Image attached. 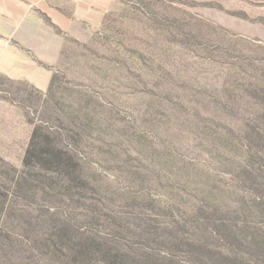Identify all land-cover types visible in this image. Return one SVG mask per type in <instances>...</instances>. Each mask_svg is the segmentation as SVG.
I'll use <instances>...</instances> for the list:
<instances>
[{"label": "rangeland", "instance_id": "obj_1", "mask_svg": "<svg viewBox=\"0 0 264 264\" xmlns=\"http://www.w3.org/2000/svg\"><path fill=\"white\" fill-rule=\"evenodd\" d=\"M45 1L0 24V264H264V0Z\"/></svg>", "mask_w": 264, "mask_h": 264}, {"label": "crops", "instance_id": "obj_2", "mask_svg": "<svg viewBox=\"0 0 264 264\" xmlns=\"http://www.w3.org/2000/svg\"><path fill=\"white\" fill-rule=\"evenodd\" d=\"M49 7L45 0H0V24H14L20 22L32 10H41L47 14L45 8ZM54 8V7H53ZM54 11L62 17V14ZM62 21V19H60ZM58 23V21H56Z\"/></svg>", "mask_w": 264, "mask_h": 264}]
</instances>
